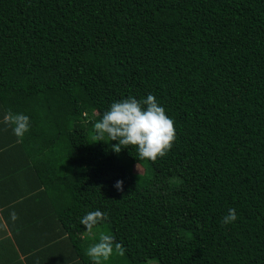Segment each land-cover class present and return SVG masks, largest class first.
Listing matches in <instances>:
<instances>
[{
  "label": "trees",
  "instance_id": "16d2710c",
  "mask_svg": "<svg viewBox=\"0 0 264 264\" xmlns=\"http://www.w3.org/2000/svg\"><path fill=\"white\" fill-rule=\"evenodd\" d=\"M149 94L174 122L165 156L94 142ZM8 111L30 118L21 142ZM0 119L78 254L100 210L127 264H264V0H0Z\"/></svg>",
  "mask_w": 264,
  "mask_h": 264
},
{
  "label": "crops",
  "instance_id": "0c3cea01",
  "mask_svg": "<svg viewBox=\"0 0 264 264\" xmlns=\"http://www.w3.org/2000/svg\"><path fill=\"white\" fill-rule=\"evenodd\" d=\"M2 120V119H0ZM0 121V264H87V249L98 243L86 240L85 256L58 224L52 202L43 193L35 169L25 162L24 150L11 140ZM18 219L13 221L10 214Z\"/></svg>",
  "mask_w": 264,
  "mask_h": 264
},
{
  "label": "clouds",
  "instance_id": "9594fccd",
  "mask_svg": "<svg viewBox=\"0 0 264 264\" xmlns=\"http://www.w3.org/2000/svg\"><path fill=\"white\" fill-rule=\"evenodd\" d=\"M3 122L12 127L18 142H21L25 133L30 130V118L22 113L13 114L8 111ZM94 132V142L105 141L104 136L107 134L109 141H118L117 144L111 145L113 151L119 153L123 147L137 146L138 158L153 162L167 154L176 138L173 120L166 115L165 109L152 94L143 100L128 97L114 102L103 114L102 119L94 124ZM122 185L123 181L118 180L114 186L123 191ZM10 216L13 221L18 219L14 211ZM106 219L107 213L96 210L87 213L80 223L91 234L93 228ZM236 219V209L230 208L228 214L222 218V223H233ZM124 252L122 244L115 242L112 235L104 232L99 233V242L87 249V255L94 264H103L114 253L123 256Z\"/></svg>",
  "mask_w": 264,
  "mask_h": 264
},
{
  "label": "rangeland",
  "instance_id": "374dc122",
  "mask_svg": "<svg viewBox=\"0 0 264 264\" xmlns=\"http://www.w3.org/2000/svg\"><path fill=\"white\" fill-rule=\"evenodd\" d=\"M133 170L136 173L141 174L144 170V166L142 164L137 163L134 165ZM100 232H104L110 235V228L108 227L107 223H103V224H100L94 227L91 234H89L88 232H85V236H87L88 238L90 237L92 239L96 237L99 240ZM103 264H127V263L123 256L117 255L114 253L113 256L110 257L108 261L103 262ZM137 264H159V262L156 258H153V259H149V260L137 263Z\"/></svg>",
  "mask_w": 264,
  "mask_h": 264
}]
</instances>
